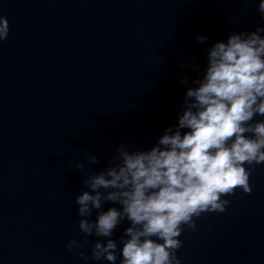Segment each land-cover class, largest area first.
<instances>
[{
	"label": "water",
	"instance_id": "1",
	"mask_svg": "<svg viewBox=\"0 0 264 264\" xmlns=\"http://www.w3.org/2000/svg\"><path fill=\"white\" fill-rule=\"evenodd\" d=\"M258 2L0 0L10 28L0 42V264H109L66 251L83 240L75 162L98 154L100 168L121 143L150 148L177 123L181 77L200 78L230 33L264 26ZM189 61L200 71L181 67ZM250 186L185 227L181 264H264V164ZM95 239L81 251L90 256Z\"/></svg>",
	"mask_w": 264,
	"mask_h": 264
},
{
	"label": "clouds",
	"instance_id": "2",
	"mask_svg": "<svg viewBox=\"0 0 264 264\" xmlns=\"http://www.w3.org/2000/svg\"><path fill=\"white\" fill-rule=\"evenodd\" d=\"M256 11L264 21V0ZM9 31L0 15V42ZM208 39L196 36L201 44ZM181 67L200 71L193 61ZM180 83L187 90L177 123L150 148L121 143L100 168L98 154L75 162L82 178L74 202L83 240L70 239L66 251L109 264H181L185 227L196 230L202 214L225 212L231 201L224 197L237 189L252 192L251 173L264 164V119H255L264 117V26L214 43L202 76L190 81L185 75ZM106 203L113 206L105 210ZM89 237H96L90 256L81 251Z\"/></svg>",
	"mask_w": 264,
	"mask_h": 264
}]
</instances>
